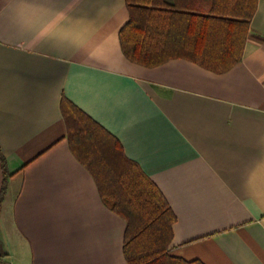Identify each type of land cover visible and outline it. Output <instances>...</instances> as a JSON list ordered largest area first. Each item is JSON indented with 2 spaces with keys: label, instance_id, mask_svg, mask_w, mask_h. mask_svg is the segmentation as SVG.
Here are the masks:
<instances>
[{
  "label": "crops",
  "instance_id": "1",
  "mask_svg": "<svg viewBox=\"0 0 264 264\" xmlns=\"http://www.w3.org/2000/svg\"><path fill=\"white\" fill-rule=\"evenodd\" d=\"M129 19L126 0H0V264H129L126 220L72 150L64 101L161 190L171 255L264 264V0L222 72L131 61Z\"/></svg>",
  "mask_w": 264,
  "mask_h": 264
},
{
  "label": "trees",
  "instance_id": "2",
  "mask_svg": "<svg viewBox=\"0 0 264 264\" xmlns=\"http://www.w3.org/2000/svg\"><path fill=\"white\" fill-rule=\"evenodd\" d=\"M130 19L120 31L122 49L146 66L189 57L226 71L239 49L258 0H126ZM68 140L98 182L106 204L126 220L124 254L129 264H203L169 253L174 213L157 185L128 159L119 141L88 115L64 101ZM4 163V161H3ZM0 194V204L5 193Z\"/></svg>",
  "mask_w": 264,
  "mask_h": 264
},
{
  "label": "built area",
  "instance_id": "3",
  "mask_svg": "<svg viewBox=\"0 0 264 264\" xmlns=\"http://www.w3.org/2000/svg\"><path fill=\"white\" fill-rule=\"evenodd\" d=\"M4 264H13L12 262H10V261H7V262H5Z\"/></svg>",
  "mask_w": 264,
  "mask_h": 264
}]
</instances>
